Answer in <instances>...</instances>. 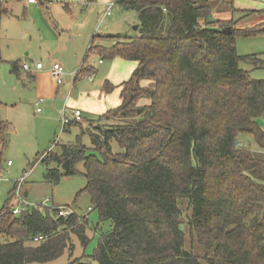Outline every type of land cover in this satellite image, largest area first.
I'll use <instances>...</instances> for the list:
<instances>
[{"label":"trees","instance_id":"1","mask_svg":"<svg viewBox=\"0 0 264 264\" xmlns=\"http://www.w3.org/2000/svg\"><path fill=\"white\" fill-rule=\"evenodd\" d=\"M208 2L116 0L122 10L137 12L139 35H107L115 40L111 46L95 43L102 35L91 39L85 59L95 51L137 67L118 85L106 81L104 91L119 89L121 104L98 118L101 125L93 130L79 124L91 138L92 151L79 140L41 154L32 165L43 156L45 179L58 185L83 163L90 210H98L100 222H110L94 253L70 264H264V151L239 141L242 134L252 135L264 150L258 122L264 115V78H252L240 66L252 62L264 68V59L240 55L236 47L238 36L264 29L234 27L224 34L221 30L233 23L210 21ZM10 12L9 1L0 0V27ZM10 62L18 72L20 61ZM91 74L94 67L82 66L77 78ZM145 79L149 82L142 84ZM143 98L150 104L140 106ZM139 109L144 118L113 123ZM10 127L0 114V167ZM113 140L123 152H113ZM66 159L72 160L69 170L62 168ZM51 162L57 167L50 168ZM15 193L16 184L0 209V264H47L66 250L73 257L74 238L83 247L89 244L87 215L64 219L49 207L14 215ZM187 230L204 254H196L194 244L186 248ZM38 235L44 239L34 241Z\"/></svg>","mask_w":264,"mask_h":264},{"label":"rangeland","instance_id":"2","mask_svg":"<svg viewBox=\"0 0 264 264\" xmlns=\"http://www.w3.org/2000/svg\"><path fill=\"white\" fill-rule=\"evenodd\" d=\"M8 1L11 2V12L4 14L0 27V45L4 59L0 63V114L10 122L11 127L6 134V149L3 153L2 168L5 170L3 175L6 179L1 182L0 209L5 204L9 191L15 186V181L33 167L36 158L41 154L47 155L49 151L60 152L62 146L77 144L79 140L92 151L91 138L86 130L82 131L79 124L84 129L95 130V126L102 124H98V118L121 104L120 90L115 89L106 95L105 83L110 81L118 85L128 80L137 63L121 56L103 58L95 51H91L85 59L92 35L98 33L135 37L140 33L137 12L122 10L119 6H115L112 14L101 22L111 0H97L91 4H86L84 0H51L49 3L37 2L28 5L26 10L19 0ZM208 3L213 10L210 21H225L226 26L232 22V29L255 26L264 29V0H209ZM95 43L111 46L115 40L98 37ZM236 47L240 55L256 54L264 59V33L238 36ZM11 60H20L22 65H35L41 61L45 68L49 64L51 67L54 62L62 64L65 71L64 85L56 83V86L59 97H65L72 87L67 104L64 105V100L55 103L50 99L36 105L33 78L23 68L19 72L12 71ZM81 65L95 68V74L90 75L93 79H88V76L75 77ZM240 66L249 71L252 78H264L263 67H255L252 62H241ZM71 72L73 74L69 75ZM148 82L145 79L142 84ZM104 94L108 100L104 99ZM149 104L147 98L139 102L142 107ZM64 110L72 121L75 120L74 112H81L78 124H70L67 130H62ZM144 117L145 113L141 114L139 110L134 116L116 117L113 123H132ZM91 120H95L93 124L90 123ZM258 122L264 129V115L258 118ZM239 141L246 148L264 151L252 135L242 134ZM111 145L113 152H123L116 140L111 141ZM7 160H12L13 166L8 167ZM49 167L55 168L57 163L51 162ZM75 167L78 173L66 176L58 185H54L45 179L46 166L39 161L21 186L20 195L29 204L48 202L47 206L51 209L72 204L78 215H87L89 218V244L83 247L74 238L73 257L66 250L61 257L47 264H70L73 258L81 257L84 253L92 255L101 234L110 229L109 221L100 222L97 209H89L93 205L90 194L84 190L86 177L83 175V163H77ZM181 205L186 212L187 201L182 200ZM183 228H186L184 224ZM192 244L196 254H204V247L187 230L186 248L190 249Z\"/></svg>","mask_w":264,"mask_h":264},{"label":"built area","instance_id":"3","mask_svg":"<svg viewBox=\"0 0 264 264\" xmlns=\"http://www.w3.org/2000/svg\"><path fill=\"white\" fill-rule=\"evenodd\" d=\"M29 3H37L38 0H28ZM116 6V0H112L110 3H109V7H108V11H107V14H110L111 13V10L112 8H114ZM23 68L26 70V71H33L32 67L30 64L28 63H23ZM44 68V64L39 61L35 64V69L36 70H41ZM82 68V67H81ZM81 68L79 69V71L81 70ZM49 73L52 77V79L59 85L63 84L64 83V74H65V71H64V68L62 66V64L58 63V62H54L52 63L51 67L49 68ZM38 111H40V109H38ZM63 114V118H62V128L69 125L72 120L69 119L67 116H66V111L64 110L62 112ZM74 116H75V120L74 121H79L81 120V112L79 110H76L74 112ZM46 154H44L45 156ZM43 158V156L39 159V161H41V159ZM38 161V162H39ZM37 162V163H38ZM7 166H11L13 164V161L12 160H8L6 162ZM33 167H31L30 169L26 170L23 175H21L16 181H15V184H16V193H15V196L14 197H17V202L14 206H12V213L14 215H19L23 212H26L32 208H36V209H39V210H42L44 207H48L47 204L48 202H44V203H39V204H36V205H32V204H29L27 203V201L25 200L24 197H21L20 195V190H21V186L22 184L25 182V180L30 176V174L32 173L33 171ZM4 172L5 170L0 167V198L2 196V190H1V182L4 181L6 178L4 177ZM50 208V207H49ZM55 209L58 217H62L64 219H67L69 216L73 215V214H78L75 210V208L73 207L72 204H65V205H61V206H57ZM91 209V208H89ZM41 239H44L43 236H35L34 237V241H39Z\"/></svg>","mask_w":264,"mask_h":264},{"label":"crops","instance_id":"4","mask_svg":"<svg viewBox=\"0 0 264 264\" xmlns=\"http://www.w3.org/2000/svg\"><path fill=\"white\" fill-rule=\"evenodd\" d=\"M112 1V0H111ZM110 1V2H111ZM19 2L23 5V7L25 8V9H27V7L26 6H28V5H33V4H35V3H29L28 2V0H19ZM94 3V2H93ZM43 4V3H42ZM89 4H91V3H89ZM9 5L11 6V2H9ZM108 7H109V5H107V8H106V11H105V13L103 14V16H102V18H101V22H104V20H105V18L107 17V16H109V15H111L112 14V11H113V8H112V10H111V13L110 14H107V11H108ZM249 12H251V11H249ZM213 21H217V20H213ZM96 34H98V33H94L93 35H92V37H91V39L94 37V35H96ZM108 35V34H107ZM107 35L106 34H103L102 36L103 37H106L107 38ZM110 35V34H109ZM102 39H104V38H100V40H102ZM90 42H91V40H90ZM89 45H90V43H89ZM101 45V44H100ZM88 48H89V46H88ZM0 50H1V45H0ZM1 56H2V50H1ZM3 56H2V62H3ZM11 61H16V60H11ZM20 61V60H19ZM100 62H101V60H100ZM19 64H20V67L19 68H23V66H22V64H21V62H19ZM83 65H81L80 67H79V69L82 67ZM31 67H32V69H33V71L31 72V71H26L24 68H23V70H25L26 72H27V74L30 76V77H32L33 78V80H34V88H35V95L37 96V99H36V105H40L42 102H44L45 100H52L53 102H55V103H57L58 102V100H64L65 101V104L64 105H66L67 104V101L69 100V98H70V94H71V90H72V87L69 89V91H68V94L64 97V96H60L59 97V90H57V86H56V82L52 79V77H51V75H50V73H49V68H50V64L47 66V68H45V65H44V68L43 69H41V70H36L35 69V65L34 64H32L31 65ZM12 71H14V70H12ZM19 71H20V69H19ZM18 71V72H19ZM29 72V73H28ZM78 73H79V70H77V72L75 73V77L77 78L78 77ZM73 73L71 72V73H69V75H72ZM88 79H93V76H89V78ZM61 85H64V83L63 84H61ZM60 85V86H61ZM59 86V85H58ZM55 89V90H54ZM59 89V88H58ZM105 94L106 95H108L109 93H106L105 92ZM104 94V99L105 100H108V97L106 96ZM64 95V94H63ZM120 101V100H119ZM72 122H78V121H72ZM71 122V123H72ZM70 123V124H71ZM69 124V125H70ZM69 125H67V126H69ZM66 126V127H67ZM8 161V160H7ZM11 166H13V164L11 165ZM11 166H8V167H11ZM2 197V196H1Z\"/></svg>","mask_w":264,"mask_h":264},{"label":"water","instance_id":"5","mask_svg":"<svg viewBox=\"0 0 264 264\" xmlns=\"http://www.w3.org/2000/svg\"><path fill=\"white\" fill-rule=\"evenodd\" d=\"M224 34H230L231 31H232V28L231 27H227V28H224L221 30ZM140 110V109H139ZM138 110V111H139ZM71 165H72V160L71 159H66L63 164H62V168L64 170H69L71 168ZM17 202V197H14V200H13V203H12V206H14Z\"/></svg>","mask_w":264,"mask_h":264}]
</instances>
